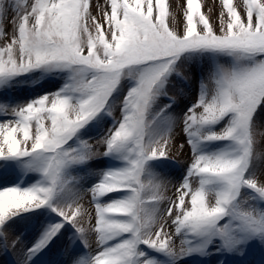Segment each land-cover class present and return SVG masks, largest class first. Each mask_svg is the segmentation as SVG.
<instances>
[{
    "label": "snow or ice",
    "instance_id": "snow-or-ice-1",
    "mask_svg": "<svg viewBox=\"0 0 264 264\" xmlns=\"http://www.w3.org/2000/svg\"><path fill=\"white\" fill-rule=\"evenodd\" d=\"M169 9L109 0L101 22L90 0H0V251L15 264H264V0H222L218 27L199 0L180 28ZM173 79L194 85L180 115Z\"/></svg>",
    "mask_w": 264,
    "mask_h": 264
},
{
    "label": "rangeland",
    "instance_id": "rangeland-1",
    "mask_svg": "<svg viewBox=\"0 0 264 264\" xmlns=\"http://www.w3.org/2000/svg\"><path fill=\"white\" fill-rule=\"evenodd\" d=\"M167 3L170 5V12L175 16V21H172V17H169V24L171 27L180 28L183 26L184 18H183V10L186 7V0H167ZM201 4L202 12L209 18L210 23L213 26L218 27L219 21V14L222 9V0H199ZM234 5L238 7V10H242V0H233ZM109 0H90V11L93 15L97 17V19L103 22V10L108 6ZM226 19V17H225ZM62 83V78L56 77L50 80L41 81L40 85L35 88V90H31V87L24 89L21 92L17 93H9L10 99H15L16 97H27L28 99H32L35 96L42 95L45 92H53L57 89V87ZM172 84L175 85L174 88L170 89V95H175L177 97V107L174 109L176 115H180L182 111L185 109L187 104H190L194 98V85L190 82L185 83L178 79H173ZM183 90V96L179 95L180 90ZM109 125L105 123L100 129L94 130L90 142L92 144H96L97 140L107 131ZM257 139L260 140L262 138L261 134L264 133V125H260L258 121V126L256 128ZM175 143L178 145L179 143H183V136L180 134V127L177 126L175 133ZM103 151V148L100 149ZM172 159L175 161L176 167L173 168L172 175L169 177L173 181V184H176L177 178L179 174H181L186 167L187 163L189 162V154L187 146L181 153L178 147L173 148L172 152L170 153ZM38 177H26L25 179L28 180L29 183L34 182V179ZM12 177L9 175L7 178L0 180V184H4L5 186H10ZM175 191L173 185H169L167 195L172 196ZM90 196H85L81 203L84 205L89 212L94 213V206L89 202ZM88 218L84 217V224L85 227H88ZM94 223V220H93ZM35 233L32 231H28L25 236L26 238L22 241V243L18 246V249H23L25 245L31 243ZM180 240L176 238V245L179 246ZM93 247L95 244L93 243ZM47 256L42 257L40 260L37 261V264H45L47 260ZM261 258V253L259 250H254L253 254L249 257L254 264H259V260ZM20 259L17 251H13L9 248L7 254H4L0 251V264H15V262ZM182 264H200L199 261L195 259H188ZM214 264V262H213ZM229 264H234L233 261H229Z\"/></svg>",
    "mask_w": 264,
    "mask_h": 264
}]
</instances>
